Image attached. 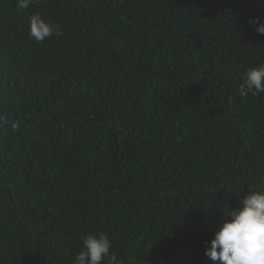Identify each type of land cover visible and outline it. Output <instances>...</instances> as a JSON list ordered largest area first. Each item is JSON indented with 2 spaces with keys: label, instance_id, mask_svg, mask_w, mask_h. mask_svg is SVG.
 Here are the masks:
<instances>
[{
  "label": "trees",
  "instance_id": "trees-1",
  "mask_svg": "<svg viewBox=\"0 0 264 264\" xmlns=\"http://www.w3.org/2000/svg\"><path fill=\"white\" fill-rule=\"evenodd\" d=\"M59 25L43 42L29 17ZM264 0H0V264H213L228 207L264 188ZM12 123L17 126L11 127ZM106 264V261H105Z\"/></svg>",
  "mask_w": 264,
  "mask_h": 264
},
{
  "label": "clouds",
  "instance_id": "clouds-1",
  "mask_svg": "<svg viewBox=\"0 0 264 264\" xmlns=\"http://www.w3.org/2000/svg\"><path fill=\"white\" fill-rule=\"evenodd\" d=\"M32 0H17L18 9H28ZM29 37L37 42L61 34L39 13L29 17ZM259 35H264V21L259 16L250 19ZM242 95L264 93V64L247 67L239 87ZM6 118L0 116V123ZM12 123L11 127L16 128ZM240 207L225 211L224 221L211 241H206L205 255L213 264H264V188L248 192L239 198ZM82 250L73 264H122L111 252L112 241L104 232L88 233Z\"/></svg>",
  "mask_w": 264,
  "mask_h": 264
},
{
  "label": "rangeland",
  "instance_id": "rangeland-1",
  "mask_svg": "<svg viewBox=\"0 0 264 264\" xmlns=\"http://www.w3.org/2000/svg\"><path fill=\"white\" fill-rule=\"evenodd\" d=\"M178 258L179 259L176 262L171 263V264H186V262H184L181 257H178Z\"/></svg>",
  "mask_w": 264,
  "mask_h": 264
}]
</instances>
